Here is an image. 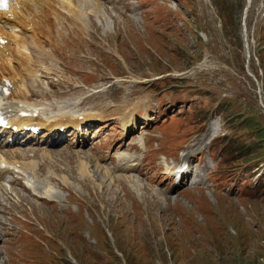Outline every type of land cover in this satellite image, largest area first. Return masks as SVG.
<instances>
[{
	"label": "rangeland",
	"instance_id": "1",
	"mask_svg": "<svg viewBox=\"0 0 264 264\" xmlns=\"http://www.w3.org/2000/svg\"><path fill=\"white\" fill-rule=\"evenodd\" d=\"M139 1L142 9L134 19L114 22L108 31L83 9L85 28L74 33L77 23L67 16L71 29L65 35L60 32L65 37L52 28V13L58 8L52 5L48 26L58 41L66 40V48L53 42L51 51L57 57L63 51L65 57L47 55L45 62L35 58L37 66H53L55 71L63 69L61 64L69 66L66 76L83 86H95L104 78L111 83L106 95L116 102L124 99L129 84L145 85L169 74L166 85L179 86L162 90L158 101H180V109L169 119L171 125L161 129L165 150L179 147L173 137L176 124L189 120L192 110L203 118L206 104L213 105L216 115L209 114L200 129L206 133L219 121L230 135L229 147L240 146L239 153L234 151L211 168L212 180L223 169L232 172L250 166L244 164L247 160L259 162L246 178L239 174L225 193H219L220 187L196 185L163 194L142 180L146 186L130 190L127 184H136L135 178L120 183L88 161L81 168L79 155L72 164L73 154L62 155V160L31 154L41 168L33 173L37 185L48 184L46 188L39 183V189L49 187L57 202L47 206L32 199L37 203L28 204L18 190L14 189L17 200H10L16 199L14 192L9 191V197L5 191L3 198L13 204V218L7 223L13 234L0 242V264H264V179L249 193L242 186L244 181L259 182L258 172L264 169V0ZM92 3L96 8L99 2ZM46 44L50 43L44 41L42 48L49 51ZM50 79L51 88L42 89L52 101L85 91L62 93L63 80ZM169 92L179 98L170 100ZM217 96L223 101L214 105ZM197 125L194 116L187 124ZM193 149L185 153L191 156Z\"/></svg>",
	"mask_w": 264,
	"mask_h": 264
},
{
	"label": "bare ground",
	"instance_id": "2",
	"mask_svg": "<svg viewBox=\"0 0 264 264\" xmlns=\"http://www.w3.org/2000/svg\"><path fill=\"white\" fill-rule=\"evenodd\" d=\"M95 1H93V2H95ZM97 2H99V1L97 0ZM54 4H57L58 8H60V10L58 8H56L55 11L52 13V16L53 15L55 16V21H56V25L54 26L55 23L52 24L54 26L52 28H53V30L56 31L55 33H57L56 35H58V36H60V32H62L61 28L64 26V25L63 26L61 25L63 23L62 21L65 20V18L67 16L70 17L73 24L77 23L76 27H78V28H76V30H75V27H73V26H72V29H71V27H69L75 33V31H77V29H79L80 27H84V25L86 23V21L83 20V13L85 12V11H83V9H87V11H93L95 9L91 0H12L9 4V8L7 9V11H2V12L0 11V36L5 38L4 42L0 46L4 49V52H3L4 56L2 59H0V64H4V68L6 69L7 73H17V69L26 71V72L20 73L19 75H22L23 80H24L23 82L25 83V85L29 91L31 90V88H30L31 81L28 78V76L27 77L25 76V74L32 75V72L26 68L23 61H21L19 57H24L25 55L28 54L26 51L27 50L29 51L30 44H35V47H31V49H35V51L37 53H39L41 51L43 52V48L41 47V45L44 43V41H47L48 43H51L52 45H53V42L56 41L57 45H59L60 48H63V49L66 48V43H64V41L66 42V40L63 38L64 39V41L62 40L63 42L61 40L58 41L55 37V34L50 30L51 27L48 26L50 24L48 23L49 15L47 12L48 11L50 12V9L52 8V5L54 6ZM52 9H54V8H52ZM63 10L65 12H67L68 14L64 13ZM47 15H48V17H47ZM74 21H76V23ZM87 25L89 26L88 23H87ZM47 27H49V28H47ZM40 37H44V38L40 39ZM60 37H58V38H60ZM63 37H65V36L63 35ZM64 44H65V46H64ZM57 45H56V47H57ZM24 51H25V53H24ZM31 54L34 55V53H31ZM39 54H41V53H39ZM0 56H2L1 50H0ZM57 56H59V55H57ZM0 67H1V65H0ZM21 97H23L22 93H16L13 96L1 97L0 98V107H9L10 110H12V109H14V110L27 109L28 104L26 102H24L23 100H21ZM29 102L31 104L35 103V101H32V100H30ZM63 120L71 121L72 120L71 114L70 113H64V112L57 114L51 122L46 124L47 128L51 127V125H53V124H58ZM17 121H19V119ZM23 153H25V152L24 151H20V152L13 151V152H11V154H9V156L12 159L17 160V156H20V155L22 156ZM35 153H39L40 158H44V157L46 158L47 157L50 160L52 158L62 160L61 154H55L51 150H45V149L33 150L32 154H35ZM18 154H20V155H18ZM72 154L74 156V158H71V160H74L73 162H71L72 164H75L76 156L79 155L80 160H81L80 165H82L81 168L83 167V163L88 161V163H86L87 165H93L94 164V165L99 166L102 169L106 170L100 164L92 161L91 158L85 152H75V153L72 152ZM185 157H190V156L187 155V153H185ZM71 160H68L67 162H69ZM75 167H76V165L74 166L73 170L75 169ZM49 170H51V169L49 168ZM82 172L84 174L83 170H82ZM0 174H1V169H0ZM106 174H107V177H110L111 179L116 178V180L120 183L124 179H129L130 177H132L131 175H128V174H124V175L111 174L107 170H106ZM73 177H74V175H73ZM135 179L136 180L134 182H137L136 184H134V183H132L130 185L127 184L128 188L130 190H132L131 188H133V190H137L139 188V184L145 185L141 180H139L137 178H135ZM133 185H135L136 187H134ZM47 186H46V188H47ZM48 189H50V188L48 187ZM50 191H52V190H50ZM12 192L16 193V191H12ZM43 192H47V191H43ZM159 192H161V191H159ZM4 194H5L4 187L0 185V208H11L13 204H10L7 201L8 199L3 198L5 196ZM8 194L10 197L11 194L10 193H8ZM163 194H165V193H163ZM18 197H19V195L17 193V198ZM2 198L8 204H6L5 202L2 203L1 202ZM21 199H23V201L27 202L28 204L31 203V204L35 205L37 203V202L35 203L32 199H30L27 196H22ZM21 199H19L20 202H21ZM22 204H23V202H22Z\"/></svg>",
	"mask_w": 264,
	"mask_h": 264
}]
</instances>
